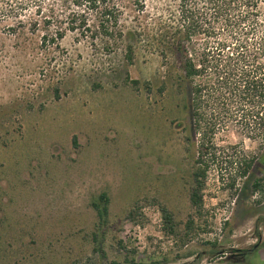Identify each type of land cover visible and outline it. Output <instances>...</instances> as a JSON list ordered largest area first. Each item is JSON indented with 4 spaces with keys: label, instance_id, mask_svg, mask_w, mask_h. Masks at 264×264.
Returning a JSON list of instances; mask_svg holds the SVG:
<instances>
[{
    "label": "rangeland",
    "instance_id": "obj_1",
    "mask_svg": "<svg viewBox=\"0 0 264 264\" xmlns=\"http://www.w3.org/2000/svg\"><path fill=\"white\" fill-rule=\"evenodd\" d=\"M161 1L147 0L148 8ZM61 4L0 0V264H264L259 130L230 123L220 140L230 144V156L220 159L226 169L221 177L209 172L196 216L188 201L185 85H173L176 70L171 75L142 45L132 64L121 50L105 55L98 40L65 29ZM57 30L65 33L54 49L49 38ZM69 68L55 99L45 79ZM241 155L256 157L246 177L234 173ZM255 178L262 187L254 191ZM101 192L111 226L95 252L92 202ZM134 200L139 214L125 218ZM161 203L173 213V233Z\"/></svg>",
    "mask_w": 264,
    "mask_h": 264
},
{
    "label": "trees",
    "instance_id": "obj_2",
    "mask_svg": "<svg viewBox=\"0 0 264 264\" xmlns=\"http://www.w3.org/2000/svg\"><path fill=\"white\" fill-rule=\"evenodd\" d=\"M128 2L122 5L115 0H62L65 29L78 38L98 40L105 55L121 50V59L127 64L134 61L135 47L142 45L155 50L168 63L171 75L176 70L173 85L181 88L184 83L182 108L188 115V201L195 215L201 216L209 172L217 169L221 177V171L226 169L220 159L225 154L230 156V144L220 140L230 123L247 121L254 125L264 144V0H162L154 11L148 8L147 0H131L129 5ZM132 6L133 14L127 18L125 9ZM64 33L57 30L49 38L54 49L60 48L59 39ZM46 41L47 34H43L45 55ZM69 70L59 77L45 79L44 85L55 99L61 96L62 82ZM255 159L252 155L237 156L235 176L246 177ZM261 160L264 164V152ZM261 187V180L255 178L252 190ZM92 206L97 221L91 242L95 252L103 251L106 228L111 226L107 194L99 193ZM138 209L134 200L123 216L134 219ZM159 209L164 224L175 232L172 211L162 203ZM193 222V218H188L187 227ZM117 243L126 249L121 239Z\"/></svg>",
    "mask_w": 264,
    "mask_h": 264
}]
</instances>
